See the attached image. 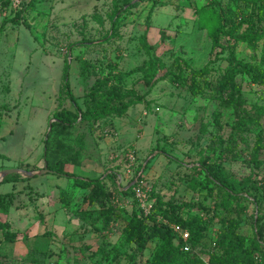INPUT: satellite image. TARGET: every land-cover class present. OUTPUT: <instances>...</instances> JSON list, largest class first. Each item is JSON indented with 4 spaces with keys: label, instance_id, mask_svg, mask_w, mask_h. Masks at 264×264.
<instances>
[{
    "label": "rangeland",
    "instance_id": "rangeland-1",
    "mask_svg": "<svg viewBox=\"0 0 264 264\" xmlns=\"http://www.w3.org/2000/svg\"><path fill=\"white\" fill-rule=\"evenodd\" d=\"M128 1L133 6L121 11ZM2 25L0 173L36 175L10 174L0 185V222L9 224L0 229V264H150L161 238L143 251L130 241L129 222L141 208L124 192L137 180L160 209L137 233L173 224L162 213L176 206L202 235L188 241L189 255L223 257L224 237L235 232L244 248L257 242L256 260L264 262V84L257 69L249 74L241 64L264 71L262 40L253 39L264 33V13L253 0H0ZM150 59L159 65L155 80L165 79L147 94ZM66 61L82 109L132 90L149 105L48 132L57 113L75 110L63 85ZM206 68L193 78L191 71ZM48 133L52 162L101 183L82 188L39 175ZM213 174L226 177L232 196Z\"/></svg>",
    "mask_w": 264,
    "mask_h": 264
},
{
    "label": "trees",
    "instance_id": "trees-1",
    "mask_svg": "<svg viewBox=\"0 0 264 264\" xmlns=\"http://www.w3.org/2000/svg\"><path fill=\"white\" fill-rule=\"evenodd\" d=\"M255 7L258 9L259 14L264 13V0H253ZM258 2L260 4L258 5ZM125 5L133 6L131 1L125 2L122 7L120 8L121 11L125 9ZM258 5V6H257ZM124 7V8H123ZM120 12V11H119ZM250 22V21H249ZM5 25L0 26V32L4 31ZM222 32L221 27L217 30V33L214 36V44L216 47L220 46V36L219 33ZM254 40L260 41L262 40V54L264 59V33L263 35H255L253 37ZM243 40H247L243 38ZM92 41L87 43H79L80 45H86L91 44ZM142 45L143 48L146 50V53L150 56L151 55V46L147 42L146 36L144 35L142 37ZM179 63V64H178ZM177 67L180 69V73L177 75V79L182 78L183 74V64L178 62ZM242 67L247 71L249 74H253L255 72V69L259 71V76L261 77V81L258 79V82H262L264 84V71L252 66L249 63H241ZM159 69V65L156 61L150 59L147 63V69L145 70L144 75V82L146 86H149L150 89L147 92L149 94L153 88L154 85L157 84V82L165 79V77H161L155 80L157 76V72ZM70 71H71V63L70 61H66L65 68L63 72V82H64V89L66 91V94L71 99V102L73 104V107L75 110H66L57 113L54 118L55 121L52 123V130L50 133H53L58 128H68L74 126L78 121L82 123H92L95 121H98L102 118H105L109 115H123L127 112V110L133 106L140 103H146L149 105L150 101L146 99V95L139 94L136 90L132 91H126L124 93H113L110 97L107 99H103L101 101H97L94 104L87 105L86 109H82L79 103L77 102V99L75 95L72 92L71 89V82H70ZM206 69L203 70H194L191 71L193 78L196 79L198 77H201L205 72ZM256 78V76L254 77ZM93 94L95 92V89L92 90ZM48 133L46 140H45V149L43 153V160L47 163L48 169L50 170L48 174L56 175L59 177L67 178L70 180H73V182L82 188H90L93 185L100 184L101 178L97 179H90L86 177H80L74 173L66 171L64 168V164L61 160L56 161L55 163L52 162L49 156L50 151V136L51 134ZM165 154L168 158L173 159L175 161H178L174 157H171L167 153ZM180 162V161H178ZM22 168L30 169V165H24ZM32 170H37L36 166L32 167ZM29 172H32L28 170ZM209 174V173H208ZM15 177L19 174L15 173L13 174ZM223 175V174H222ZM221 174H213V182L215 185H218L221 188L222 192H226L229 196H232V192H234V189L232 185H230V182L227 181V179H221ZM226 178V177H225ZM11 181L9 175L6 176L1 182V184L7 183ZM63 196L66 197V193L64 190ZM124 194H130V196H134L133 190L130 189L129 191L124 192ZM234 195V194H233ZM7 196V195H6ZM235 196V195H234ZM8 197H11V194L8 195ZM6 197L0 196V208L3 207L5 203H3L4 199ZM159 207L154 204L153 211L150 215H145L142 209L137 208L136 212L133 213V217L129 222V227L131 229V235L132 238H130L131 242H136L138 249L143 251L146 248V244L149 239L154 237L161 238L162 242L158 249L156 250L153 259L151 260L150 264H259L256 260L255 253L253 251V248L258 247V244L256 241H253L250 247L245 246V238L238 235L237 233L233 232L230 233L231 237L227 236L224 237L225 239H229L228 245L226 247L227 249V255L220 257L218 255L210 257L208 260H204L201 258H197L194 255H189L191 253L192 247L190 250L185 251V242L180 238L178 234H176L173 229L165 224H159L157 222L154 223V225L149 229L148 233H137V229L142 230L147 227L146 222L148 221H154L156 215H154L156 212H158ZM177 207L172 206L171 208H168L167 210L163 211L162 214H165L166 218L170 222L176 225H180L182 228L188 230L191 234V239H193L194 244H198L200 240L202 239V235L200 232H195L191 228L192 222L187 221L180 213L176 211ZM160 210V209H159ZM142 211V213H141ZM9 224L8 223H2L0 222V229H8ZM135 229V230H134ZM7 236L9 233H5ZM235 238V239H234ZM255 247V248H256ZM183 251L184 254H186V257L180 258L179 252ZM188 254V255H187ZM264 264V262L262 263Z\"/></svg>",
    "mask_w": 264,
    "mask_h": 264
},
{
    "label": "built area",
    "instance_id": "built-area-1",
    "mask_svg": "<svg viewBox=\"0 0 264 264\" xmlns=\"http://www.w3.org/2000/svg\"><path fill=\"white\" fill-rule=\"evenodd\" d=\"M24 0H14V4L17 6L21 4ZM132 162H135V159L133 157L130 158ZM134 191V199L136 200L139 207L143 210L145 215H150L153 211L154 205L150 200V194L146 190V185L144 183H140L139 180H137L136 184L133 187ZM166 225L170 226L173 231L180 236V238L185 242L184 250L188 251L191 249V245L188 243V241L191 238V234L188 230L182 228L180 225L176 224H168Z\"/></svg>",
    "mask_w": 264,
    "mask_h": 264
},
{
    "label": "water",
    "instance_id": "water-1",
    "mask_svg": "<svg viewBox=\"0 0 264 264\" xmlns=\"http://www.w3.org/2000/svg\"><path fill=\"white\" fill-rule=\"evenodd\" d=\"M52 123H53V121H52V122L50 123V125H49V131H48V132H51V130H52ZM49 171H50V170L48 169V165H47V163L45 162V168H44L43 171H41V172L39 173V175L48 174ZM19 172H20V173H22V172H26V173H28V175H29L30 177H33V176L36 175V173L29 172V171H24L23 169L5 170V171H3V172L0 173V181H1L3 178H5L6 176L10 175V174H15V173H19Z\"/></svg>",
    "mask_w": 264,
    "mask_h": 264
}]
</instances>
